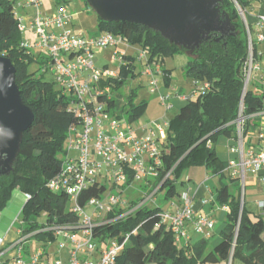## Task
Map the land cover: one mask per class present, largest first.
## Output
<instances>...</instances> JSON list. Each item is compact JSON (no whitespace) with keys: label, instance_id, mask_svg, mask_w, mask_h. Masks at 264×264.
Returning a JSON list of instances; mask_svg holds the SVG:
<instances>
[{"label":"trees","instance_id":"16d2710c","mask_svg":"<svg viewBox=\"0 0 264 264\" xmlns=\"http://www.w3.org/2000/svg\"><path fill=\"white\" fill-rule=\"evenodd\" d=\"M236 1L247 11L248 0ZM15 4L16 0H0V54L13 64L21 100L30 108L34 118L22 135L10 170L0 172V213L16 189L24 194L26 203L21 210V234L17 239L31 235L22 246L24 257L28 258L33 252L28 246L32 239L46 253L48 245L56 238L54 231L43 229H74L78 223L66 191H52L48 185L63 176L69 129L79 128L82 121L80 114L71 107V95L60 86L56 87L54 80L45 79L46 73L52 72V57L46 51L36 53L22 45ZM220 9L227 14L233 30L223 37L211 33L194 48L179 45L160 32L137 23L97 18L100 33H110L121 38L127 46L138 47L151 67L156 68L165 58L177 54L185 53L189 57L183 75L194 82L193 92L197 94L182 101L178 112L169 121L161 145V167L154 182V190L167 189L166 198L174 195L175 183L183 166L204 164L214 174H223L227 167V163L217 157L214 145L218 135L234 137L231 123L237 117L242 97L247 36L233 3L221 0ZM134 59L124 53L117 77L103 80L98 85L104 91L98 102L110 115L129 123L142 116L146 104L134 105L132 94L121 104L113 93L125 85L126 74ZM162 73L168 85L169 74ZM106 88L109 90L105 91ZM243 103L246 115L258 113L264 107V93L255 95L249 90ZM229 178L237 186L239 181L230 175ZM132 182L133 175L128 172L125 185ZM108 191L104 183L96 182L80 192L77 204L85 207L92 199H103ZM216 202L227 207L228 213L221 239L210 250L206 239H200L194 245L188 240L176 244L162 220L160 208L148 206L144 199L129 202L128 207L113 209L104 222L97 224L93 236L97 243L116 241L122 246L116 264H217L230 257L244 264H264V218H250L244 202L241 206L240 194L235 195L226 183L218 189ZM9 262L10 259L2 260V264Z\"/></svg>","mask_w":264,"mask_h":264},{"label":"built area","instance_id":"2783aa9c","mask_svg":"<svg viewBox=\"0 0 264 264\" xmlns=\"http://www.w3.org/2000/svg\"><path fill=\"white\" fill-rule=\"evenodd\" d=\"M230 1L246 30L247 53L242 66V97L237 117L231 123L234 137L229 151L235 155V158L227 163L226 170L230 172L231 178L237 179L241 184L243 196L248 174L256 181H262L264 190V124L258 128L255 143L252 142L249 134L251 123L258 117H264V107L258 113L246 115L243 103L245 94L251 91L252 81L257 84L252 91L253 94L264 93V65L258 60L259 54L247 22L246 9L241 8L236 0ZM25 5L35 10L30 29L36 38L33 44L22 42V45L26 48L34 47L46 51L52 57L54 82L65 93L71 95L73 98L71 107L81 116L80 127L70 128L68 132L65 143L64 174L48 185L52 191H66L71 210L78 216V223L74 229H43V231H54L55 239L60 237L62 239L57 245L60 255L53 259L40 248L33 250L28 260L25 259L22 246L31 235L16 239L8 247H5L4 239L0 238V264L2 258L9 253L12 254L9 264H116L117 255L122 248L116 241L108 242L106 247L99 251L98 259L91 260L99 244L93 236V230L97 224L104 222L106 215L113 209L118 206L128 207L129 202L122 201L119 196L111 192L105 200L92 199L85 207H80L77 204V197L82 190L102 180L108 182L112 189L120 188L126 184L128 172L133 175L134 181L155 179L158 168L161 167V145L166 138L169 121L156 123L150 128L142 126L135 129L127 120L110 115L105 110V106L98 102V97L104 92L99 89V83L117 77V72L106 68L97 69L94 66V53L98 49L115 48L112 59L118 58L121 64L124 53L121 54L116 50V47L124 44L121 38L110 33H101L91 38L73 37L68 31L56 33L55 29L63 28L71 19L65 6H58L53 16L44 18L40 13L41 0H25ZM256 26L259 30L264 28L263 14L256 17ZM24 30L20 20L19 31L23 33ZM256 41L264 42V34L259 33ZM136 58L144 66L145 74L152 75L153 69L146 64L145 54L139 51ZM155 69L158 70V66ZM257 75L258 79L254 80ZM150 85L155 86L156 81H151ZM204 87L206 88L207 85ZM108 90L106 88L105 91ZM154 91L151 89V92ZM196 94L192 92L193 96ZM169 99V95L161 97L166 112L172 109V106L166 103ZM106 126L109 127L108 131ZM138 131L142 132V135H139ZM71 152H74V156H70ZM206 203L208 201L204 200L203 204ZM242 205L243 199H241ZM258 207L264 212V192L262 199L258 201ZM88 209L92 210L91 215L87 213ZM162 220L178 245L188 240L186 234L188 223L192 225L194 233L205 237L209 236V232L214 227L213 221L195 212L194 197L190 189L182 191L178 201L170 204L168 211L162 214ZM17 234L18 236L21 234L19 229ZM62 253L67 254L66 260L62 258Z\"/></svg>","mask_w":264,"mask_h":264},{"label":"rangeland","instance_id":"374dc122","mask_svg":"<svg viewBox=\"0 0 264 264\" xmlns=\"http://www.w3.org/2000/svg\"><path fill=\"white\" fill-rule=\"evenodd\" d=\"M42 7L40 8V13L42 17L48 16L50 13V9L54 8L59 4V6H65L68 14L73 18L74 23L67 24L64 28L60 30L63 31H73V33L78 34L80 31L84 37H95L94 35L98 33L96 20L100 13L97 9H95L88 1L86 0H41ZM215 1H212V3ZM15 10L18 12V15L21 12V9L15 5ZM220 18L219 21L221 23V27L223 31L227 27V14L219 8ZM21 18V16H19ZM58 30V29H55ZM56 33H60L55 31ZM100 33V32H99ZM162 34L166 37L172 36L171 33L167 31H163ZM81 35V36H82ZM224 35V34H223ZM98 36V35H97ZM225 36V35H224ZM200 34L190 31L187 36V40L190 46H197L200 43ZM125 44H120L116 47L121 54L125 53L128 56L135 58L132 66H130V71L126 74L125 85L118 91L113 93V97L120 102L124 103V100L132 94L133 96V104L139 105L140 103H145V109L142 116L135 122L131 123L132 127L138 129L143 126L142 123L144 121L151 122L150 127H153L156 123H162L164 121H170L175 114L178 112L182 102H179V97L189 98L192 96V92L194 91V82L185 77L183 75L185 71V67L189 60L187 54H177L174 56H170L164 59L162 64L158 66V70L155 67H152L153 73L152 75L145 74V68L142 66V63L137 60L138 55V47L130 46L129 49L124 47ZM260 49L264 51V45L260 46ZM115 48H107V49H98L94 53V66L97 69H108L110 71L119 72L120 69V60L118 58L112 59ZM36 68V66H35ZM162 71L167 72L170 77V81L168 85L164 80V73ZM258 75L254 77V80H257ZM45 79L48 81L54 80L52 72L49 70ZM151 81H156V87L151 86ZM252 85L250 86L251 91L254 90V87L257 86L255 81H252ZM58 87V85H56ZM151 89H154V92H151ZM169 95L170 99L167 100V104L172 106V109L167 111L165 110V106L161 103V97ZM109 127L106 126V130L108 131ZM233 144L231 139L218 135L215 140L216 146V154L220 161L229 162L235 158V155L230 153L228 145ZM66 150V144H65ZM70 156H74V152L70 153ZM3 160H0V168L3 167ZM229 171L225 170V174H214L211 169H208L204 164L191 165V166H183L180 170L179 176L177 177L175 183V193L172 197L166 198V188L154 190L149 188H143L142 185L144 180L142 181H134L129 185H123L122 187H118L116 189L110 188L112 187L108 182L101 181L108 187L109 193L116 194L121 198L122 201L128 202H138L141 199L145 200V203L148 206L155 207L158 206L160 208V214H163L168 211V208L171 203H176L179 195L182 191L190 188H200L211 187L215 193L217 194L218 189L222 186V183H226L230 190L235 192V195L240 194V199H243L246 210L253 216H260L264 218L263 212L258 207V199H262L263 197V182L254 186H246L244 195L242 196L241 184L238 183L237 186H234V183L229 178ZM250 174L247 175V185L250 181ZM216 188V189H215ZM107 194V195H108ZM107 195L103 197V200L107 199ZM193 195V193H192ZM206 200H209L210 194L206 195ZM216 201V200H215ZM214 201V202H215ZM26 203V199L24 194L19 190H15L12 194L10 201L8 202L5 209L0 213V238L5 239L6 235L11 233L14 234L16 229H19L21 225V221L23 219V215L21 210ZM217 203V202H215ZM210 205V204H209ZM88 214H92V210H87ZM226 218V214H223V218L221 222H217L215 219V228L217 225H221ZM38 221H42V219L38 218ZM216 237L211 240L210 243H213ZM200 236H195L193 241H198ZM62 240L61 237L59 239H54L47 247L49 250L50 258H54L58 256L60 252L57 250L58 242ZM39 243L32 239L28 246L30 249H34L38 247ZM106 247L105 243H99L97 249L94 251L91 260L96 261L99 257V251ZM64 252V251H62ZM55 253V254H54ZM60 255V254H59ZM25 259L28 260V258ZM235 264H244L241 260L234 258Z\"/></svg>","mask_w":264,"mask_h":264},{"label":"water","instance_id":"95a60500","mask_svg":"<svg viewBox=\"0 0 264 264\" xmlns=\"http://www.w3.org/2000/svg\"><path fill=\"white\" fill-rule=\"evenodd\" d=\"M106 21L137 23L161 33L167 31L172 36L165 38L187 48L197 47L211 33L223 37L233 30L230 20L223 31L219 21L221 0H86ZM212 1H215L212 3ZM200 34V43L190 46L187 36L190 31ZM224 34V35H223ZM3 75L0 76V88H7L6 94L0 93V126L11 130L15 139L8 140L0 152L7 153L0 172H8L19 151L22 135L33 122V113L21 100L15 81V68L10 59L0 54ZM14 78L11 87H7V78Z\"/></svg>","mask_w":264,"mask_h":264},{"label":"crops","instance_id":"0c3cea01","mask_svg":"<svg viewBox=\"0 0 264 264\" xmlns=\"http://www.w3.org/2000/svg\"><path fill=\"white\" fill-rule=\"evenodd\" d=\"M248 1L250 2V5L247 7V16H246V18H247L248 25H249V27L251 28V31H252V38L256 42L255 48H256L257 53L259 54L258 60H259V62L262 65H264V51L262 49H260V46L264 45V42L259 43V42L256 41L257 40V35L259 33H263L264 34V28L261 29V30H259L257 28V26H256V17L258 15H261V14L264 15V0H248ZM16 4L19 7V9H21V12H20L19 15H18V12H17V16L18 17L21 16V18L19 17V19L21 20L22 25L24 26V29H25L24 32L21 33L22 42H29L30 44H33L35 42L36 36L31 31L30 24H31L32 19L34 17L35 10L32 7H27L25 5V0H16ZM56 9H57V6H55L52 9H50V13L48 14V16L45 15V17L53 16L56 13ZM70 23H74V20H73L72 17H71V19L67 23H65V25L63 26V28L67 24H70ZM96 23H97V20H96ZM61 29L62 28H60V29H58L56 31L60 32ZM67 31L70 32L73 37L90 38V37H84L82 35L81 31L78 34L73 33L72 30L71 31L67 30ZM228 31L230 32L231 29H228ZM99 34H101V33L98 32L94 36H97ZM124 47H126V48L129 49L130 46L125 45ZM132 47H136V46H132ZM139 50L140 49L138 48V51ZM32 51L38 53L41 50L40 49H36V48L33 47L32 48ZM180 97H179L178 101L179 102H182L183 100ZM144 122L145 123H142V125L145 126V127H147V128H150V123L151 122H148L146 120ZM263 124H264V117H258L257 119H255L251 123V125L249 127V134H250V137L252 138V142H254V143L256 142L255 136L257 135L258 128L261 125H263ZM138 134L139 135H142V132L138 131ZM230 139H231V142H233V138H230ZM230 145L231 144L228 145V148H229ZM214 147H215V150H216V146L215 145H214ZM225 163H227V162H225ZM224 174H225V171L223 172V175ZM249 176H250V181L251 182L247 186H254V185L260 183L259 180L256 181V179H254V177L252 175H249ZM145 180L147 182L144 181L142 187L143 188L144 187L145 188H149V189L152 190L153 189V186H154L155 179H153V178H146ZM246 182H247V177H246ZM207 183H205V185H207ZM205 185H204V187H200V188H195V187L190 188L191 193H193V197H194V210H195L196 213L205 215L208 219H210L211 221H213L214 227L209 232V236L208 237H205L203 235H198V234L194 233V231L192 229V225L190 223H188L187 226H186V234L188 236L189 243L192 244V245L196 244L200 239H206L208 241V243H209L208 249L210 250L214 245H216L220 241V239H221L220 233H221V230H222V228L224 226V222L226 220V218H225L224 222H222L221 225H217V228H215V224H216L215 223V221H216L215 219H217V222L220 223L221 220H222V218H223V214L224 213L226 214V217H227L228 208L225 207V206H223V205H220L218 203H215L216 202L215 200H216L217 194L215 195L213 189L211 187H209V186L206 187ZM207 194H210L209 200H206V198H205ZM204 200L208 201V203L203 204V201ZM260 200H261V198L258 199V201H260ZM248 212H249V210H248ZM263 214H264V212H263ZM249 216L252 219L255 218V216H253L250 212H249ZM17 230L18 229H16V231H15L14 234L9 233V234L6 235V237L4 239L5 245L6 244H9L12 241H14L15 239H17V237H18ZM217 234H218L217 239H215L213 241V243H210L211 240H213V238L216 237ZM195 236H200L199 240L196 241V242L193 241L194 238H195ZM37 248L38 247H36L35 249H37ZM46 253H47V256L50 257L49 250H47ZM11 256H12V254L9 253L7 256L3 257L2 260L4 261V260H7V259H10ZM62 258L64 260H66L67 254L66 253H62ZM217 264H235V262H234L233 257H230L229 259H227L225 261H221V262H219Z\"/></svg>","mask_w":264,"mask_h":264},{"label":"clouds","instance_id":"9594fccd","mask_svg":"<svg viewBox=\"0 0 264 264\" xmlns=\"http://www.w3.org/2000/svg\"><path fill=\"white\" fill-rule=\"evenodd\" d=\"M3 75V65L0 64V76ZM14 78L9 76L7 78V87H11V84L13 82ZM7 88H0V93L6 94ZM15 139V134L11 132V130H8L4 128L3 126H0V147H6L7 141ZM7 159V153L0 152V160Z\"/></svg>","mask_w":264,"mask_h":264}]
</instances>
